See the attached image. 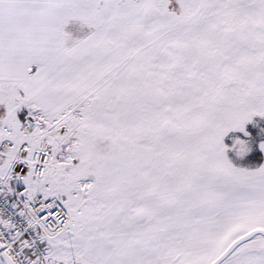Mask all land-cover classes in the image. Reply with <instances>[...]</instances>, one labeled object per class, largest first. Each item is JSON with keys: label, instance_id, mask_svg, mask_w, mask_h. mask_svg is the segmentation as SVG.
<instances>
[{"label": "snow or ice", "instance_id": "snow-or-ice-1", "mask_svg": "<svg viewBox=\"0 0 264 264\" xmlns=\"http://www.w3.org/2000/svg\"><path fill=\"white\" fill-rule=\"evenodd\" d=\"M0 264H264V0H0Z\"/></svg>", "mask_w": 264, "mask_h": 264}]
</instances>
